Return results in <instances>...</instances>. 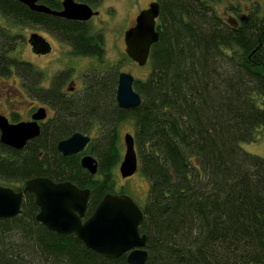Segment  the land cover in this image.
Wrapping results in <instances>:
<instances>
[{
  "label": "trees",
  "instance_id": "obj_1",
  "mask_svg": "<svg viewBox=\"0 0 264 264\" xmlns=\"http://www.w3.org/2000/svg\"><path fill=\"white\" fill-rule=\"evenodd\" d=\"M228 1L221 14L214 6L224 0H156L151 71L134 82L140 106L119 107L118 68L90 73L82 93L57 98L55 124L24 149L0 142V187L20 192L35 178L71 182L90 190L88 218L114 193L124 155L119 127L134 120L139 169L149 182L140 226L145 264H264V158L240 146L264 136V3ZM0 9L17 11L18 24L54 30L77 53L105 56L104 39L87 24L41 16L15 0H0ZM76 133L91 142L63 156L58 144ZM84 155L96 158V175L82 168ZM38 213L35 197L25 194L21 214L0 219V264H129L127 255L106 258L74 234L48 230Z\"/></svg>",
  "mask_w": 264,
  "mask_h": 264
},
{
  "label": "water",
  "instance_id": "obj_2",
  "mask_svg": "<svg viewBox=\"0 0 264 264\" xmlns=\"http://www.w3.org/2000/svg\"><path fill=\"white\" fill-rule=\"evenodd\" d=\"M34 12L49 14L69 21L87 22L98 15L85 3L75 0H63L62 11H53L40 2L46 0H15ZM160 15L158 2L150 3L136 18L135 25L124 35L126 53L140 67L147 65L152 46L159 40L157 20ZM39 42L43 50L50 48L48 42L33 35L30 40ZM135 77L130 73L119 75L117 103L120 108L134 110L142 102L134 89ZM43 111H38L34 119L43 118ZM1 144L22 150L27 143L40 135L36 122L10 124L0 116ZM91 137L76 133L58 144V152L63 156H72L85 152ZM124 155L119 166L123 179L134 176L139 169V157L134 136H124ZM2 154L0 152V159ZM81 166L91 175H96L98 163L92 155L81 158ZM25 194L35 197L39 207L37 221L48 230L60 235L74 234L85 246L110 259L127 255L129 264H145L149 254L146 249L147 236L141 235L140 226L145 221L143 208L126 194H107L98 204L93 214L86 217L90 201V190L79 189L71 182L55 183L49 178H35L25 184L23 191L0 187V219H11L21 214Z\"/></svg>",
  "mask_w": 264,
  "mask_h": 264
},
{
  "label": "flooded vegetation",
  "instance_id": "obj_3",
  "mask_svg": "<svg viewBox=\"0 0 264 264\" xmlns=\"http://www.w3.org/2000/svg\"><path fill=\"white\" fill-rule=\"evenodd\" d=\"M48 1L52 2L53 0H46L40 2V4L46 5L53 11L63 10V0H56L61 4L60 9H52L48 5ZM89 6L98 15L87 22H73L87 24L93 35H101L104 39L103 32L100 31L103 21L100 20L102 14L99 6ZM16 12L9 9H0V116L6 118L10 124L36 122L40 127L41 135L45 128L51 127L56 122L58 115L57 98L71 101L74 96L82 93L85 88L86 76L93 72H97L99 75L104 73L105 56L101 59L94 52L91 54L77 53L75 47L69 41L62 39L54 30H50L41 24H28L38 30L27 35L26 26L28 25L18 24L16 19L11 17ZM35 13L41 16L44 14ZM44 15L66 20L49 14ZM95 19L99 21L97 24L94 26L89 24L90 21L93 23ZM135 22L132 26L135 25ZM33 35L45 39L50 48L43 50L40 41L34 42L36 45H33L30 41ZM25 45L29 46L30 52L36 61L51 58L42 66L37 62L30 61L25 58ZM77 60L85 61L84 68L76 65ZM132 62L138 65L133 60ZM28 64L30 68L26 67ZM121 73L129 72H119V75ZM40 110L43 111L44 117L35 120L34 116Z\"/></svg>",
  "mask_w": 264,
  "mask_h": 264
},
{
  "label": "rangeland",
  "instance_id": "obj_4",
  "mask_svg": "<svg viewBox=\"0 0 264 264\" xmlns=\"http://www.w3.org/2000/svg\"><path fill=\"white\" fill-rule=\"evenodd\" d=\"M103 4L99 6L101 11L100 20L103 21V26L100 31L103 32L105 39V73L112 69L118 68L119 72H129L132 74L136 80H145L148 78L151 66L147 63L146 66L140 67L135 65L132 60H130L126 54V46L124 42V34L135 22L136 16L144 9H146L150 3L156 0H103ZM214 7L224 14L226 11V6L229 3L228 0ZM264 3V0H260ZM251 7L250 2L245 3V9ZM99 21L96 19L89 22L92 26L97 24ZM37 28L33 26H26V34L33 33ZM49 38V37H48ZM25 58L39 63L41 66L45 65L46 61L50 58H45L42 61H36L33 54L30 52L28 45H25ZM76 65L80 68H84L85 61L77 60ZM264 72V66L261 68ZM135 133V123L134 120H127L122 123L119 127V134L123 144L124 149V136L126 134L134 135ZM264 135V133H263ZM241 148L253 155L264 158V136L258 137L256 142L252 143H242ZM19 186V185H17ZM14 189V188H13ZM115 194H126L133 198L142 208H144L148 201L149 195V182L143 176L140 169L137 173L130 177L123 179L119 173V167L115 170Z\"/></svg>",
  "mask_w": 264,
  "mask_h": 264
}]
</instances>
